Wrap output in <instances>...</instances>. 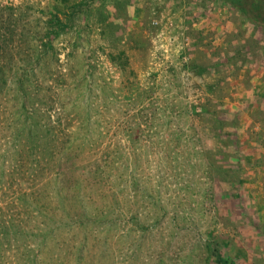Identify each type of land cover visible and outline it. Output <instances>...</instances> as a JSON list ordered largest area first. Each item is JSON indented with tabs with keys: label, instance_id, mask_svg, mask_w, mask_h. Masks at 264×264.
<instances>
[{
	"label": "rangeland",
	"instance_id": "rangeland-1",
	"mask_svg": "<svg viewBox=\"0 0 264 264\" xmlns=\"http://www.w3.org/2000/svg\"><path fill=\"white\" fill-rule=\"evenodd\" d=\"M86 4L48 49L57 0H0V264H264V32L221 0Z\"/></svg>",
	"mask_w": 264,
	"mask_h": 264
},
{
	"label": "trees",
	"instance_id": "trees-1",
	"mask_svg": "<svg viewBox=\"0 0 264 264\" xmlns=\"http://www.w3.org/2000/svg\"><path fill=\"white\" fill-rule=\"evenodd\" d=\"M221 2H223L224 5L229 6L230 9L237 11L241 20H245L249 24L258 26V31L260 30V32H264V0H221ZM86 6V0H57L55 12L50 14V18L47 21V30L44 35L45 43L43 46L52 49L53 40L72 26L75 18L84 12ZM62 16L64 18H62ZM252 48L253 47L250 46V44L243 45L241 48L243 51L239 52L235 58H243L246 55L252 54ZM123 55L124 54H120L119 59H121ZM120 63L122 62L120 61ZM125 64H127V62L123 63V65ZM3 84H6V80L5 78H0V88ZM223 143L226 144V148L222 147L221 150L217 151L219 154L217 161H214L213 156H209L210 163L216 172L223 171V168L227 169L226 162L220 163L227 159V155L233 158L237 155L239 156L240 152H242V148H240L237 139L227 137ZM230 151L231 153H229ZM240 157H238L239 160L235 161V164L242 166L244 163L243 159H240ZM224 179L226 180L227 178ZM252 220L253 223L250 224H252V229L254 228L256 230L258 221L254 218H252ZM213 245L214 244L209 245V250L211 251L212 257H214L215 264H236L235 261L228 259L221 252L217 251L216 247L215 249L214 247H211Z\"/></svg>",
	"mask_w": 264,
	"mask_h": 264
}]
</instances>
